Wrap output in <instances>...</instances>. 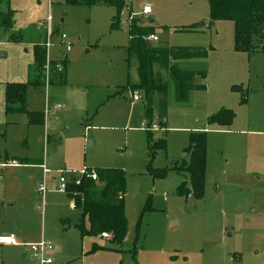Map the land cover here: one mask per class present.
Returning <instances> with one entry per match:
<instances>
[{
	"label": "rangeland",
	"instance_id": "374dc122",
	"mask_svg": "<svg viewBox=\"0 0 264 264\" xmlns=\"http://www.w3.org/2000/svg\"><path fill=\"white\" fill-rule=\"evenodd\" d=\"M65 1L53 0L52 6L49 0L0 3V13L13 11L11 28L5 31L0 26V98L7 84L27 82L35 46L46 43L48 58H67L66 85L51 86L49 98L46 88L38 95L31 93L27 96L26 108L32 111L27 107L31 104V108L42 109L46 117L49 115L47 108L55 105L83 114L80 123L84 126L80 130L84 134L79 138L77 161L56 169L70 171L68 179L74 181L81 177L78 171L83 167L90 171L122 170L126 175L127 233L121 243L111 242L112 236L108 233L106 239L101 235L82 239L78 228H72L79 223V218L70 206L71 201L58 191L55 175H48L44 199L37 185L38 193L32 201L36 218L40 223L41 220L45 222L44 237L40 235V224L34 226L37 242L42 239L55 247L53 264H173L175 261L177 264H264V55L259 50L244 54L236 52L232 24L217 21L211 26L205 0H125L127 8L117 23L122 28L120 31H110L111 21L116 16L114 9L70 6ZM144 6H152V14L142 17L140 12ZM128 11L137 19L128 21ZM48 16L52 17V27L56 31L50 37L44 27L38 28ZM150 21L157 28L154 33L158 38L152 46L207 53L194 63H184L182 69L191 71L183 73L202 78L204 90L193 95L188 93L182 103L175 99V87L169 74L156 71L166 84V114L164 130L149 132L154 141L165 142L166 150L158 151L152 162L145 130L151 126L148 127V121L145 126L141 125L137 111L144 109L145 114L146 100L138 91L134 92L140 96V101L132 100L130 87L137 85L139 79L137 62L128 56L127 45L129 25L136 22L138 26L150 28L145 27ZM203 24L205 26L201 27ZM191 25L196 26L194 30L198 32L185 29ZM12 27L18 36L13 35ZM215 34L223 49L213 55L212 48H202L201 44L205 45ZM60 35H65L71 44L69 53L65 51ZM14 36L19 38L18 42H14ZM201 38H205L204 41L201 42ZM230 45L231 49H227ZM57 70L60 71L58 66ZM43 73L48 81L51 77L49 65ZM160 77L156 75V78ZM89 81L96 84L85 85L90 95L86 97L84 93L83 102L75 84ZM109 95H112L109 98L118 95L122 98L100 107ZM241 96L246 99L245 104H241ZM157 98L160 101L161 96L153 98L151 121L161 129L158 124L163 120L160 105L157 117ZM212 102L218 112L230 111L234 120L225 127L230 132L213 137L214 147L219 149L222 144L223 149L214 151L217 163L214 162L206 177L204 196L192 204L188 199L178 197L176 189L183 182L189 184L185 173L189 156L184 151L189 136L197 133L192 130L200 129L206 123L202 106ZM130 104L136 105L133 113ZM4 113L0 101V155L7 152L8 156L22 160L20 155L40 154L41 145L32 134L36 128H26L19 122L7 126L6 118L20 120L24 115L6 116ZM3 164L4 161L0 162ZM149 165L155 171L167 170L165 177L154 179L148 173ZM1 171L2 177L23 174L17 167L4 166ZM38 174L42 179L43 173L38 171ZM146 204L151 211L142 214ZM61 219L70 221L66 231H63ZM91 245L118 249L122 256L96 254L83 260V254ZM25 248L0 249V264H14L17 260L19 264H37Z\"/></svg>",
	"mask_w": 264,
	"mask_h": 264
},
{
	"label": "trees",
	"instance_id": "16d2710c",
	"mask_svg": "<svg viewBox=\"0 0 264 264\" xmlns=\"http://www.w3.org/2000/svg\"><path fill=\"white\" fill-rule=\"evenodd\" d=\"M6 0H0V3ZM209 8L210 21L232 22L234 28V50L238 53H250L259 50L264 55V0H206ZM70 6H105L115 10L110 31L119 30L118 17L127 8L125 0H66ZM13 11L8 10L0 13V26L5 31L11 28ZM191 25L186 30H194ZM152 28L138 26L136 22L128 27V56L137 62V76L139 83L131 86L132 92L138 91L146 100L145 115L151 126L152 102L156 95L161 96L160 116L163 123L158 124L161 129L164 126L166 114V84L163 82L158 71H165L171 77L175 87V99L182 103L190 91L202 90L203 87L194 84L195 75L183 73L171 62L179 60H191L204 58L207 53L204 50L192 49H164L154 47L147 43L144 38L153 34ZM56 31H54V35ZM14 42L19 38L13 37ZM46 63L50 68L51 77L45 80L43 73ZM62 70L58 71L57 66ZM158 69V70H157ZM67 61L60 62L47 60L45 44L33 48V66L30 68L28 80L22 84H7L4 89L5 114H23L27 117L28 126H43L44 115L42 113L29 112L26 108L28 90L42 89L46 86H64L66 84ZM157 71V72H156ZM156 75L160 78H156ZM236 90V88H235ZM117 95V94H116ZM241 104L246 99L240 97ZM234 120L233 114L228 110H221L207 119L209 126L216 125L227 127ZM149 129V128H148ZM164 130V129H163ZM147 149L150 162L158 151L165 152L163 140L154 141L147 131ZM189 156V163L185 165V173L188 175L189 184L181 183L176 189V195L188 199L192 195L196 200L203 198L205 193L207 137L206 133H195L189 136L188 147L184 151ZM25 162V161H24ZM21 161L20 163H24ZM175 171L181 172L176 170ZM90 171V170H88ZM97 180L94 182L86 176L79 180L69 179L66 196L76 211L79 223L80 237H97L103 233L112 236L111 242L121 243L127 233V220L124 211V195L126 175L119 169H94L92 170ZM167 170H152L150 165L148 173L154 179H163ZM149 204V203H148ZM148 204L143 207L142 214L151 211ZM116 251L110 248H101L92 245L90 253L97 251Z\"/></svg>",
	"mask_w": 264,
	"mask_h": 264
},
{
	"label": "crops",
	"instance_id": "0c3cea01",
	"mask_svg": "<svg viewBox=\"0 0 264 264\" xmlns=\"http://www.w3.org/2000/svg\"><path fill=\"white\" fill-rule=\"evenodd\" d=\"M49 3L51 6L54 4L53 0H49ZM170 6L172 7L173 5L170 4ZM206 6L208 9V15H209V8H208L207 1H206ZM102 7H105V6H102ZM150 8H151L150 14H152L153 8H152V6H150ZM128 12H129V14H132L131 11H128ZM134 19H137V18H134ZM61 22H63V20H61ZM151 22L152 21L149 22L150 25H145V27L148 26V27L152 28L154 31L157 28H154L155 26ZM213 23H216V22H213ZM213 23L211 26L214 25ZM229 23H231L233 26L232 22H229ZM13 25H14V23H13ZM202 26H205V25L203 24V25H201V27ZM121 29L122 28H120L119 31ZM233 31H234V28H233ZM11 32L14 33L13 35L18 36L15 34L17 31H15L13 29V27L11 29ZM193 32H198V31L193 30ZM200 36L205 37L204 34H200ZM233 38H234V34H233ZM204 39L205 38H201V42L204 41ZM218 39L219 38H218L217 34H215L214 36H210V38H208V40H207V43L205 45L201 44V46H202V48L207 47V46L212 48L213 52L211 51V54H213L214 52L223 49V47L220 46ZM233 41H234V39H233ZM127 42L129 43V36H128ZM209 43H210V46H209ZM233 45H234V42H233ZM227 49H231V45L229 47H227ZM47 60L48 61H54V62H60L63 60L67 61V58L65 57L62 60V57H60L59 59H51V58L47 57ZM196 60L197 59L179 60L176 62H171V65H176V67L178 68L179 71L187 72V71H191V69H188V68L182 69L184 63L185 64L194 63V61H196ZM163 72H165V71H163ZM163 72H161V74H163ZM165 73H167V72H165ZM160 76H162V75H160ZM195 78L199 79V86H202L203 82H204L203 79L199 78L196 74H195ZM11 82H16V81H11ZM18 82H20V81H18ZM84 82H87V80ZM89 82L91 84L90 83H82V82H79L78 85L75 84V86H77L79 88V90H76V92L80 93L81 100L83 102H84V93L86 94V97H88L90 95V93L87 92L85 85L96 84L95 82H92V81H89ZM66 83H67V74H66ZM118 86L119 85H117L115 87L117 88ZM91 87H93V86H91ZM44 88L48 89V91L46 90V93H47L46 96L48 97L49 93H50L49 89L51 88V86H46ZM42 89L34 90V89L30 88L28 90L27 96L30 95L31 93L38 95L39 93H41ZM202 90H204V89H202ZM129 91L130 90L127 89L128 94H129ZM196 92L198 93L200 91H198V90L190 91L189 95H193ZM115 93H117V92H115ZM112 95L107 96L105 101L103 103H100L99 106L102 107L104 105H108L111 101H116L117 98H118V100H120V98H122V95H118L116 97L109 98ZM64 99L66 101H68L67 97H65ZM0 101L2 103V108L4 109V89L1 93ZM28 102L30 103V100H28ZM206 102H207V100H206ZM158 103H159V98H157V117H159ZM130 105L132 107L131 109H132V113H133V109L136 107V105L135 104H130ZM30 106H33V105H31V104L27 105V107H29V109L32 110L29 112L42 113L44 115V125L43 126H28L27 117L25 115H24V119H20V120H18L15 117L6 118V125L7 126H10V125L14 126L16 124V122H19V123H22L26 128H30V129L36 128V130H34L32 132V134L36 135V138L39 141V145H41V146H39V149H41V152L38 155H36L34 153L20 155L21 158H23L22 160L14 159V157L8 156L7 152H5L4 155H0V162H2V161H4V163L16 162L17 165L8 166V167L9 168H11V167L16 168L17 167L19 169H22V171H23V174H21L19 177H8V176L2 177V175H0V235H2V236L13 235L15 238V242H16V245L1 246L0 249H2V248H14V249L19 248V249H22V248H25V246H27L29 244L38 243L37 242L38 241V235H36V230H34V228L38 225V223L40 224V230H41L40 235H41V237H44L45 222L43 220H41V223H40L38 218H36V212H35L36 208L34 207V203L32 201L35 194L38 193L37 185H39V183L44 179L46 181L48 175H51V174L55 175L54 179H55L56 185H57L58 181H57V175L55 173V172L59 171L56 169L57 166H64V165H68V164H73L77 161L78 148L81 145V143H80L81 141L79 140V138L82 136V134H84L82 132V130H80V129H82L81 127L84 126V123H80L81 120H83V114L82 113H80V112L74 113L71 109L63 108L59 105H55L49 109L47 108L46 114H49V115L46 117L45 113L42 111V109H40V111H38L39 109H35L33 107L31 108ZM202 107L205 110V114H204L203 118L206 120V123H205L204 127H200V129H194L192 131H195L197 133H206V137H207L206 177H207L208 174L210 173L213 165H214V162L217 163V161L214 160V158H215L214 154H213L214 151L219 150L221 152V150L223 149L222 144L220 145L219 149H216L214 147V143H213L214 138L213 137L214 136L218 137L219 135H223L224 133H228L230 131H229V129H225V127H219L216 125L209 126L207 124V119L210 116L216 114L219 110V109H217L218 107L215 105L214 102L207 103V106H202ZM137 111H138V120H140L139 122L141 123L142 126H145L147 124L148 120L146 118V115L144 114V109L143 110L138 109ZM88 112H89L88 110L85 111L86 115L89 114ZM130 113H131V111H130ZM8 115H11V114H8ZM57 115H58V118H56ZM156 125H157L156 122L155 123H153V121L151 122V127L156 126ZM20 127L23 128V126H20ZM210 135H213V136H210ZM84 142H85L84 144H86L85 137H84ZM21 161H23V162L25 161V162L20 163ZM58 162H62V163H60L58 165ZM98 166L99 165H96V167H98ZM100 166H102V165H100ZM44 169L50 171V173L47 174L46 176L44 175ZM84 169H86V168L83 167V169H81L80 171H82ZM24 171H26L28 173H25ZM38 171H39V173L40 172L43 173L42 179H40L41 178L40 174L37 175ZM80 171H78V172H80ZM68 172H70V171H68ZM71 173H73V172L71 171ZM212 173L213 172H211V174ZM205 184H206V179H205ZM44 195L41 194L42 199H44ZM70 206L72 207V203ZM60 222H61V225L64 229L63 231H66L67 227L70 226V221L67 219H63V220L61 219ZM8 224H9V226H8ZM72 228H75V225H73ZM41 241H44V240L41 239ZM53 248H54V250L51 254L52 260H53V255L56 253L54 246H53ZM91 248L92 247H90V249L85 251L86 253L83 254V256H82L83 260L89 259V257H92L96 254H111V255L115 254V255H121L122 256V254H118V253H121L118 249H113V250H117V251H102V250L100 251L99 250L95 253H90ZM101 248H109V247L108 246H106V247L102 246ZM25 249H26V252L28 254H30L28 252L27 248H25ZM110 249H112V248H110ZM182 252H183V249H181V253ZM13 262H14V264L20 263L19 260L13 261ZM3 263L4 262H2V264ZM177 263H178L177 261L173 262V264H177Z\"/></svg>",
	"mask_w": 264,
	"mask_h": 264
},
{
	"label": "built area",
	"instance_id": "2783aa9c",
	"mask_svg": "<svg viewBox=\"0 0 264 264\" xmlns=\"http://www.w3.org/2000/svg\"><path fill=\"white\" fill-rule=\"evenodd\" d=\"M151 12V8L149 6H144L142 11L140 12L141 16H147L149 15ZM124 14V10L121 12V15ZM128 18V19H127ZM126 19L129 20H133V15L132 14H128ZM52 17L48 16L47 19L43 22V23H39L38 24V28H42L44 27L45 29V33L47 35V37L53 36L54 35V30L52 27ZM125 24V23H124ZM127 25H129L128 23H126ZM131 25V24H130ZM129 25V26H130ZM60 41L62 42L65 51L68 53L71 50V44L68 42L67 37L65 35H60L59 36ZM144 40L149 43H157L158 42V38L155 34H151L148 35L147 37L144 38ZM46 46V43H44ZM47 49V47H46ZM46 65L48 66V63H46ZM47 66H45V69H47ZM58 69L61 71V65H58ZM132 100L133 102H137L139 101L141 98L140 96H138L137 92H132ZM146 131H162V129H159L157 126H152L151 128H147ZM17 165L16 162H10V163H5L4 165H0V172H1V168L4 166H14ZM50 171L44 169V175L46 176L47 174H49ZM57 175V189L60 193L62 194H66L67 192V183H68V172L66 171H57L55 172ZM80 176H86L87 178H90L92 181H96V175L93 171H87V169H84L82 171L79 172ZM46 181L45 179L42 180L39 183V192L41 194H45V192L47 191L46 188ZM101 237L106 239L108 237V235L106 233L101 234ZM16 245L15 242V238L13 235L10 236H2L0 235V247L1 246H13ZM28 252L31 255L32 260H34V262H36L37 264H53V260L51 258V254L54 250L53 246L45 241H40L38 243L35 244H29L26 246Z\"/></svg>",
	"mask_w": 264,
	"mask_h": 264
},
{
	"label": "water",
	"instance_id": "95a60500",
	"mask_svg": "<svg viewBox=\"0 0 264 264\" xmlns=\"http://www.w3.org/2000/svg\"><path fill=\"white\" fill-rule=\"evenodd\" d=\"M194 84H195V85H199V79H198V78H195V80H194ZM188 201H189L190 203L194 204L195 200H194V198H193L192 195H190V196L188 197Z\"/></svg>",
	"mask_w": 264,
	"mask_h": 264
}]
</instances>
